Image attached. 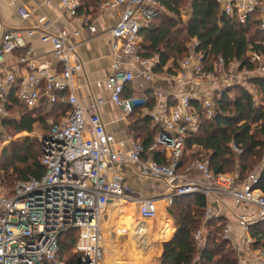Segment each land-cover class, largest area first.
<instances>
[{
    "label": "built area",
    "instance_id": "2783aa9c",
    "mask_svg": "<svg viewBox=\"0 0 264 264\" xmlns=\"http://www.w3.org/2000/svg\"><path fill=\"white\" fill-rule=\"evenodd\" d=\"M215 1L222 7L224 15L236 17L243 25L254 18L264 31V0ZM81 7L82 0H62L65 15L81 19L90 35L96 36L99 33L95 25L97 18L81 15ZM98 10L101 14L121 11L120 21L108 32L117 57L104 83L110 93L109 102L125 116L139 108L155 126L160 127L161 132L149 149L134 139L129 147L123 143L117 147L115 138L107 133L102 120V110L107 101L96 99L86 106L78 97L77 91L82 85L76 82V77L83 71V64L78 59L82 44L78 39L79 33L65 30L45 32L43 29L49 28L46 17H42L36 27L3 33L0 38V65L7 56L27 49L26 40L41 32V41L50 42L53 46V55L61 71L49 72L48 64H39L34 59L32 48H28L18 61L19 65L26 66V75L20 77L15 70L2 66L0 159L13 141L27 136L24 132L9 137L4 128V121L11 116L6 106L12 95L22 107L30 110L39 109L44 101L52 109L60 100L68 111L58 124L47 122L50 130L38 136L42 147L41 165L45 169L41 179L17 182L9 190L4 186V173L0 170V264H67L60 261L58 255L60 239L70 230L79 234L73 248V254L79 257L77 264H102L106 257L126 252L125 247L129 245L133 232L130 227L105 228V219H109V203L137 204L140 218L150 221L157 218L159 204L164 203L168 209L176 198L195 195H202L215 203L231 200L254 207L255 216L242 214L237 218L244 233L241 243L236 242L228 224L224 239L238 258L243 252L250 253L255 263L264 264V250L254 249V240L249 234L253 223L264 220V192L259 187L258 174L250 173L244 179L228 174L214 176L208 160L192 163L185 173L179 171L186 138L199 132L201 114L214 119L219 113L215 99L222 96V90L238 84L246 86V83H240L239 78H264L263 59L255 53L250 55L252 62L261 64L254 73L241 71L236 65L226 67L222 58L214 63L212 70H207L204 55L197 52L198 43L193 42L188 56L178 62L176 74H158L154 71L159 63L158 57L145 59L138 53L140 32L149 27L161 10L157 0H105ZM21 15L29 18L24 11ZM120 59L138 63L140 76L147 82L170 81L179 86L195 84L210 88L212 92L203 96L172 93L163 101L159 92L153 106L149 107L146 98L124 97L137 76L125 69ZM97 85L102 86L101 83ZM248 90L251 94L250 88ZM194 103L199 104L200 112ZM159 149L166 158L168 155L170 164L161 165L155 160L154 153ZM232 150L237 155L243 152L236 145H232ZM126 167H137L142 178L164 181L167 192L158 197H138L136 191L117 174ZM191 176H198L204 183ZM212 218L208 206L205 222L195 235L200 246L206 222Z\"/></svg>",
    "mask_w": 264,
    "mask_h": 264
},
{
    "label": "trees",
    "instance_id": "16d2710c",
    "mask_svg": "<svg viewBox=\"0 0 264 264\" xmlns=\"http://www.w3.org/2000/svg\"><path fill=\"white\" fill-rule=\"evenodd\" d=\"M104 1L82 0L80 14L92 15ZM157 3L161 10L149 27L140 32L141 42L138 44L141 58L160 57L154 69L156 73H168L163 72L169 59L175 65L178 62L177 55L182 54V59L186 58L191 42L198 43L197 52L204 55L207 70H212L214 63L222 58L226 67L236 65L241 71L254 73L261 64L252 62V53L259 55L264 65V31L258 27L256 19L251 18L248 24L243 25L236 17L224 15L222 7L215 0H191V14L184 25L186 36L182 42H177L174 37V21L166 22L160 17L164 12L179 17L181 0H157ZM91 7L93 9L90 10ZM159 19L161 21L156 24ZM249 83L258 86L264 94L263 77H253L249 79ZM229 88L223 89L222 96L215 99L219 108L218 115L214 119H207L201 114L199 132L186 138L179 171L185 173L192 163L208 160L214 176L229 174L234 166V170L239 173L237 177L244 179L257 165L260 167L257 172L259 187L264 192V167L261 166V161H264V106L255 107L254 99L245 85L238 84ZM9 101L6 108L11 116L4 121L6 132L11 129L15 133L31 134L36 125L46 130L48 116L58 113L54 122L58 124V120L68 111V107L60 100L54 105L52 112L45 101L39 109L34 110L22 107L14 95ZM153 104L151 101L148 106L152 107ZM194 105L200 112L199 104ZM129 119L135 140L149 149L161 132L160 127L155 126L148 116L141 117L138 109L129 115ZM232 145L239 147L242 154H235ZM4 154L0 161H8L0 167L4 171L5 187H13L17 182L31 178L41 179L44 175L45 169L40 159L42 147L38 142L27 139L13 143L11 149ZM154 158L161 165L170 164L160 149L154 153ZM185 202L191 203L185 205ZM207 209L208 202L202 195L174 200L167 213L174 221L175 234L162 244L161 264H239L237 253L224 239L227 225L224 219L221 220L223 224H219L218 219L208 220L202 246L196 242L195 235L205 222ZM249 234L254 240V249L264 250V220L253 223ZM78 236V232L74 230L62 235L58 255L60 261L67 264L79 262V257L73 254Z\"/></svg>",
    "mask_w": 264,
    "mask_h": 264
},
{
    "label": "crops",
    "instance_id": "0c3cea01",
    "mask_svg": "<svg viewBox=\"0 0 264 264\" xmlns=\"http://www.w3.org/2000/svg\"><path fill=\"white\" fill-rule=\"evenodd\" d=\"M93 7L90 8V10ZM21 11L29 15V18H23ZM96 20L98 34L91 36L81 19H72L65 15L62 9V0H0V38L3 33L15 29H30L38 25L42 17H46L49 23L48 29H43L45 32L56 33L60 30H65L70 33H79V41L82 42L78 50V59L83 64V71L76 77V82L82 87L77 91L79 99L82 103L88 106L96 99H103L107 104L102 110V120L107 133L113 135L117 147L123 143L129 147L131 140H135L131 121L129 116L119 112L110 101V93L104 86L107 77L112 72L113 63L117 57L114 55L112 40L108 34L121 19L120 10H111L103 14L98 9L92 14ZM190 17V16H189ZM189 19V18H188ZM42 33L38 32L33 37L28 38L27 49L19 50L5 58L3 65H0V77L3 76L2 69L8 67L10 70H15L17 75H26V66L19 65V58L26 53L28 48H32V56L39 64H48L49 72L58 73L61 71V66L58 60L53 55V46L50 42L43 43L41 41ZM141 42V38H140ZM139 42V43H140ZM158 57V56H157ZM160 60V57H158ZM123 67L133 72L137 78L133 84L129 86L125 97L131 98H146L148 102L156 101V94L162 93L164 100L165 96L172 93L178 94H193L200 95L208 94L210 88L198 86L195 84H184L179 86L177 83L170 81L147 82L140 76L141 67L134 61L128 59H120ZM169 69H172L169 71ZM177 73V65H173V60L169 59L165 66L164 72ZM101 83L99 87L97 84ZM209 90V91H208ZM264 100V98H262ZM46 100V98H45ZM161 101V100H160ZM264 106V105H263ZM54 109H49L52 112ZM137 110V109H136ZM138 110H140L138 108ZM141 111V110H140ZM54 116H48L47 122H55ZM141 117H144L141 111ZM65 118V115L58 120L59 122ZM168 158V155H167ZM123 181L134 189L138 197L152 198L163 196L167 192V187L164 181L157 179L142 178L137 167H126L118 173ZM194 179L200 183L202 180L198 176ZM209 210L213 217L223 218L231 227V231L238 244L241 243L244 233L238 225V216L248 214L256 215V209L249 205H241L231 200H225L220 203L207 201ZM130 203L111 202L108 205L109 219H105V228H112L121 223H130L128 215H125L126 205ZM137 209V204L129 206ZM161 207V208H160ZM162 209V217L165 219L163 228L165 231H151V227L146 229V225L137 224L138 231H133L129 238L131 250L134 249L141 252V259L137 264H161L162 244L171 239L175 234V224L173 219L168 215L167 208L159 204V210ZM139 213V212H138ZM118 216V217H117ZM140 217V216H139ZM127 221V222H126ZM142 236V237H141ZM104 264V263H103ZM239 264H258L254 261V256L248 253H241Z\"/></svg>",
    "mask_w": 264,
    "mask_h": 264
},
{
    "label": "rangeland",
    "instance_id": "374dc122",
    "mask_svg": "<svg viewBox=\"0 0 264 264\" xmlns=\"http://www.w3.org/2000/svg\"><path fill=\"white\" fill-rule=\"evenodd\" d=\"M180 16H176V15H173L169 12H164L163 13V16L160 17L162 20L168 22V21H174V37L175 39L177 40V42H182L184 39H185V36H186V32L184 31V25L185 23L187 22L190 14H191V0H181V4H180ZM159 21H161L160 19L157 20L155 23L158 24ZM191 44H193V42L189 43L188 46H190ZM177 59H178V62L182 60V54L181 55H177L176 56ZM178 62L176 63V65H178ZM240 80V83H246V87L250 88L251 90V95L254 99V103H255V107L256 108H260L264 105V100L262 98H264V94L262 93V91L260 90L259 91V87L256 86V85H252L251 83H249V80L247 79H244V77H241L239 78ZM230 89V88H229ZM209 91V90H208ZM212 92V90H210V93ZM136 117V116H135ZM48 126V129H42V128H39L38 125L35 126V129H34V132L31 133V134H28L27 133V136H24L22 139L20 140H16V141H13L10 145V148L8 150L11 149L12 147V144L13 143H20V142H23L25 140H30V141H33V142H39L38 140V136L41 135V134H44L47 132V130H49V124L47 125ZM21 133H24V132H20V133H15L13 130L9 129L7 130V136L9 137H13L15 136L16 134H21ZM26 133V132H25ZM5 155V154H4ZM3 155V157H4ZM202 155H206V153H202ZM2 157V158H3ZM5 161V162H4ZM8 161V159H7ZM6 159L0 161L1 164L0 166L2 167V165H4V163L7 162ZM3 162V163H2ZM261 166L264 167L263 165V161H261ZM0 167V170L4 173V171L2 170V168ZM260 167H257V165L250 171V173H257L259 172L258 169ZM236 168H234V166L232 167V170L229 172V176H238L239 173H238V170H234ZM191 178H194L193 176H191ZM7 189H12V187H8ZM162 203V202H161ZM191 202H185V205L187 204H190ZM161 205H163L165 207V204L162 203ZM128 207V205H126ZM161 208V207H160ZM127 215H128V220H131V224L132 226L129 225V222L128 223H121L117 226L119 227H127V228H131L132 231H134L135 228H137V224H144L146 225V229H148V227H151V231H165V229L163 228L164 226V223H165V219H163L162 217V209L159 210L158 212V216L156 219L154 220H150V221H143L140 217H139V213H138V207L137 209H135L134 207H128L127 209ZM118 217V216H117ZM213 219H218V217H214ZM223 218H219L218 221H219V224H223L221 222ZM127 222V221H126ZM116 227V226H114ZM113 227V228H114ZM138 229V228H137ZM206 235V231H204V236ZM127 248L126 249V252L124 254H120V255H117V256H114V257H106L104 259V261L102 262V264H137L140 259H141V252L137 251V250H131V247L130 245H127ZM227 251V249H226Z\"/></svg>",
    "mask_w": 264,
    "mask_h": 264
},
{
    "label": "bare ground",
    "instance_id": "6f19581e",
    "mask_svg": "<svg viewBox=\"0 0 264 264\" xmlns=\"http://www.w3.org/2000/svg\"><path fill=\"white\" fill-rule=\"evenodd\" d=\"M130 205H131V204H128V207H129ZM128 207L125 208V209H128ZM127 211H128V210H125V215L127 214Z\"/></svg>",
    "mask_w": 264,
    "mask_h": 264
}]
</instances>
